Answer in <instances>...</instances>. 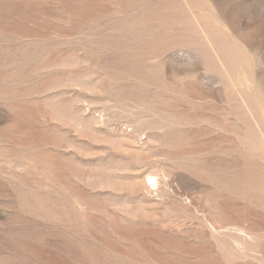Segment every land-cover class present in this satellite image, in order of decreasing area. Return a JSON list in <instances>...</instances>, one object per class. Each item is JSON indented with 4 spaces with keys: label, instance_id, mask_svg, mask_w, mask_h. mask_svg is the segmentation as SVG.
I'll return each mask as SVG.
<instances>
[{
    "label": "rangeland",
    "instance_id": "rangeland-1",
    "mask_svg": "<svg viewBox=\"0 0 264 264\" xmlns=\"http://www.w3.org/2000/svg\"><path fill=\"white\" fill-rule=\"evenodd\" d=\"M0 264H264V0H0Z\"/></svg>",
    "mask_w": 264,
    "mask_h": 264
}]
</instances>
